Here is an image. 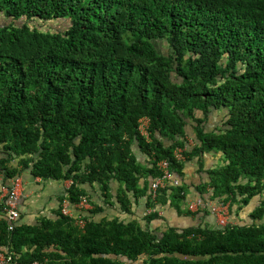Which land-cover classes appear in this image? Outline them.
Segmentation results:
<instances>
[{
    "label": "trees",
    "instance_id": "obj_1",
    "mask_svg": "<svg viewBox=\"0 0 264 264\" xmlns=\"http://www.w3.org/2000/svg\"><path fill=\"white\" fill-rule=\"evenodd\" d=\"M0 22V189L70 181L39 226L0 204L10 264H264V0H0ZM163 160L181 185L153 199ZM188 162L226 226L189 211ZM169 208L201 224L151 229Z\"/></svg>",
    "mask_w": 264,
    "mask_h": 264
},
{
    "label": "crops",
    "instance_id": "obj_2",
    "mask_svg": "<svg viewBox=\"0 0 264 264\" xmlns=\"http://www.w3.org/2000/svg\"><path fill=\"white\" fill-rule=\"evenodd\" d=\"M217 122L213 119L209 124H213ZM216 128V127H215ZM207 131L210 132L214 128L209 127V125L206 127ZM187 136L185 141V148L187 151L192 150L196 145L197 141L195 139V135L192 129H187ZM195 163V162H194ZM190 163L188 162L186 164V168L184 169V172L186 173V183L189 186V190L191 191V199L188 200L187 206H189L195 202H198L199 200H202L200 197L198 189L196 190V187L203 183V179L206 178V173L201 169V167L197 163ZM212 165V164H211ZM210 166L209 163L205 165V167ZM24 178V194L23 198H21L20 201V213H21V224H26V226H39L42 224L43 221L46 220H57V217H55V208L57 207V204L54 201V198L52 196L62 193L65 188L69 187L70 181H67L63 184H59L57 182L51 181L48 183H42L39 179H34L30 173H23ZM181 182V181H180ZM189 195V194H188ZM202 202H205L206 208H208L209 204H214L217 201H211L208 198H206L205 201L202 200ZM115 209H112V211ZM179 212L175 208H169L166 212H162L161 215L166 218L165 221L168 226H181L186 227L193 224H201L200 218H197L196 216H187L185 214L178 215ZM87 214V213H86ZM110 214V211L106 208H104V212L101 214L100 217L97 219H100L104 217V215ZM241 216L245 217V214L241 213ZM0 217H2V213L0 211ZM212 217L211 214H209L210 218ZM162 224L159 223L158 225L156 222H153V224L150 226L151 229H156V226H160ZM214 227H217V222L211 223ZM160 229V228H159Z\"/></svg>",
    "mask_w": 264,
    "mask_h": 264
},
{
    "label": "built area",
    "instance_id": "obj_3",
    "mask_svg": "<svg viewBox=\"0 0 264 264\" xmlns=\"http://www.w3.org/2000/svg\"><path fill=\"white\" fill-rule=\"evenodd\" d=\"M148 127V121L142 122V128L144 131V135L147 136V133L145 131V128ZM176 158L178 160L183 159V150L177 149L176 150ZM159 170L163 172L162 176L157 178L154 185H153V192H152V198L155 199L157 197L159 189L164 188L168 182H173L174 185H177L179 182L175 179H173V174L170 171V163L168 161H162L159 163ZM24 189V181L22 177L18 176L15 179L12 180L11 185L1 187L0 189V204L4 203L5 209L4 212L6 213L8 217V222L10 225L15 224L18 222L20 217V210H19V204L22 196V192ZM205 204L202 202V200H199L198 202H195L190 205L189 209L192 212H197L200 208L205 209ZM66 208L67 205H66ZM79 208V207H78ZM81 208H84L86 210H90L93 207L87 202L84 201L81 204ZM80 209V208H79ZM208 209L211 211L212 215L215 216L217 220V225L220 227L226 226L228 224V221L230 219V205L224 204L223 202H216L214 204H209ZM81 210V209H80ZM69 211L71 210L67 209L65 210L66 214H69ZM73 216V215H71ZM76 224L84 226V221L80 220L76 222ZM13 227H10L12 229ZM12 261V258L10 256H5L4 254L0 253V264H10Z\"/></svg>",
    "mask_w": 264,
    "mask_h": 264
},
{
    "label": "rangeland",
    "instance_id": "obj_4",
    "mask_svg": "<svg viewBox=\"0 0 264 264\" xmlns=\"http://www.w3.org/2000/svg\"><path fill=\"white\" fill-rule=\"evenodd\" d=\"M0 23L2 24V22H0ZM40 26L43 29H46V28L49 29L50 28L52 31H56V30H59V31L62 30L63 31V30H65V29L68 28V22L67 21H63V19H62L60 21H49V22H46L45 24H41L40 23ZM164 42H165L164 44L167 45V42L166 41H164ZM162 49H166V48L165 47H162ZM214 120L217 122L219 119L218 118H215ZM208 125L211 128H215L216 127V123L208 124ZM24 189H25V187H24ZM24 189H23L21 198H23ZM242 213H243V215L245 214V217L247 216V210L242 211ZM167 226L168 225L166 224V222L164 224H161L159 226L160 231L162 232ZM160 231H159V234H160Z\"/></svg>",
    "mask_w": 264,
    "mask_h": 264
},
{
    "label": "clouds",
    "instance_id": "obj_5",
    "mask_svg": "<svg viewBox=\"0 0 264 264\" xmlns=\"http://www.w3.org/2000/svg\"><path fill=\"white\" fill-rule=\"evenodd\" d=\"M143 121H148V127L147 128H145V131H146V133H147V136L146 135H144V131H143V128H142V122ZM149 128H150V120L147 118V117H145V118H141L140 120H139V130H140V133L147 139V141H150V132H149ZM177 149H182L183 150V159L182 160H179V161H183L184 159H185V156H184V152H185V150H186V148L184 149V148H180V147H178ZM176 149V150H177ZM177 159V158H176ZM163 161H165V160H163ZM167 161V160H166ZM162 162V161H161ZM161 162H159V163H161ZM159 163H158V166H159ZM175 180H177V179H175ZM179 183L177 184V185H174L173 184V182H170V186H180L181 185V182H180V180H177ZM169 183V182H168ZM168 183H167V185H168ZM166 185V186H167ZM166 186L164 187V188H166ZM205 203V202H204ZM190 207V206H189ZM189 209V208H188ZM205 209L206 210H209L208 208H206L205 207ZM205 209H202V208H200L198 211H202V210H205ZM189 211L190 212H192L190 209H189ZM197 211V212H198ZM210 211V210H209ZM197 212H192V213H197ZM210 214L212 215V213H211V211H210ZM212 216H214V215H212Z\"/></svg>",
    "mask_w": 264,
    "mask_h": 264
}]
</instances>
